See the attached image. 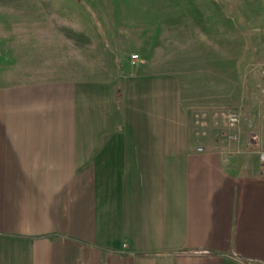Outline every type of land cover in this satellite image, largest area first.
<instances>
[{"label":"crops","instance_id":"obj_1","mask_svg":"<svg viewBox=\"0 0 264 264\" xmlns=\"http://www.w3.org/2000/svg\"><path fill=\"white\" fill-rule=\"evenodd\" d=\"M23 58L0 59V264H264V164L173 71Z\"/></svg>","mask_w":264,"mask_h":264},{"label":"rangeland","instance_id":"obj_2","mask_svg":"<svg viewBox=\"0 0 264 264\" xmlns=\"http://www.w3.org/2000/svg\"><path fill=\"white\" fill-rule=\"evenodd\" d=\"M24 51L45 69L140 54L190 89L201 132L264 148V0H0V59Z\"/></svg>","mask_w":264,"mask_h":264},{"label":"built area","instance_id":"obj_3","mask_svg":"<svg viewBox=\"0 0 264 264\" xmlns=\"http://www.w3.org/2000/svg\"><path fill=\"white\" fill-rule=\"evenodd\" d=\"M139 59L138 55L133 56V64L136 65L137 60ZM240 116L237 114L231 115L230 117V126L233 128H236L239 124H240ZM202 150V149H200ZM260 159L261 162L264 164V148L263 150L260 152Z\"/></svg>","mask_w":264,"mask_h":264}]
</instances>
